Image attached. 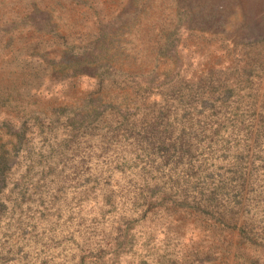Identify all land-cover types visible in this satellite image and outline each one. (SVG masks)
<instances>
[{
    "label": "rangeland",
    "instance_id": "374dc122",
    "mask_svg": "<svg viewBox=\"0 0 264 264\" xmlns=\"http://www.w3.org/2000/svg\"><path fill=\"white\" fill-rule=\"evenodd\" d=\"M0 264H264V0H0Z\"/></svg>",
    "mask_w": 264,
    "mask_h": 264
},
{
    "label": "trees",
    "instance_id": "16d2710c",
    "mask_svg": "<svg viewBox=\"0 0 264 264\" xmlns=\"http://www.w3.org/2000/svg\"><path fill=\"white\" fill-rule=\"evenodd\" d=\"M3 181H4V179L2 177H0V188H1V185L3 184Z\"/></svg>",
    "mask_w": 264,
    "mask_h": 264
}]
</instances>
